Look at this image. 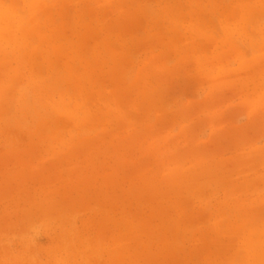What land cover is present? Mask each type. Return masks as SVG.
I'll return each mask as SVG.
<instances>
[{"label":"rangeland","instance_id":"rangeland-1","mask_svg":"<svg viewBox=\"0 0 264 264\" xmlns=\"http://www.w3.org/2000/svg\"><path fill=\"white\" fill-rule=\"evenodd\" d=\"M0 264H264V0H0Z\"/></svg>","mask_w":264,"mask_h":264}]
</instances>
